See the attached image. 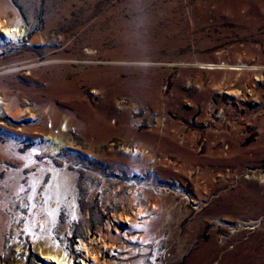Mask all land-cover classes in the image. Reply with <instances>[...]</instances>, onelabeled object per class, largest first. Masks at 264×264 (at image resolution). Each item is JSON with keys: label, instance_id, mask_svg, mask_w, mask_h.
<instances>
[{"label": "rangeland", "instance_id": "374dc122", "mask_svg": "<svg viewBox=\"0 0 264 264\" xmlns=\"http://www.w3.org/2000/svg\"><path fill=\"white\" fill-rule=\"evenodd\" d=\"M0 7L23 30L0 40V97L22 112L0 116V180L22 175L21 192L0 185V264H45L43 238L74 264H264V0ZM49 106L71 150L25 166ZM48 161L73 179L53 225L50 171L28 199Z\"/></svg>", "mask_w": 264, "mask_h": 264}, {"label": "bare ground", "instance_id": "6f19581e", "mask_svg": "<svg viewBox=\"0 0 264 264\" xmlns=\"http://www.w3.org/2000/svg\"><path fill=\"white\" fill-rule=\"evenodd\" d=\"M3 13H5V11L0 7V37H1L0 40L5 41L7 43L20 42L23 36L22 20L20 16L16 12H14L12 18L8 20L9 22H11V24H8L7 20L2 19L1 15ZM208 66H210V69H213L214 66H220V65H208ZM238 67L239 66H235V67L231 66L230 68L238 69ZM11 107H14L15 111L18 114L21 112L19 111L16 99L0 97V116L2 115L3 117H5L7 115H11V111H10ZM49 107L46 110L45 109L43 110L44 116L43 115L42 116H43V120H46V127L49 128L50 130L49 132L47 131L48 132L47 134L43 135L42 139L40 140L35 139L36 141L34 143L37 144L40 142L43 144L42 146L35 147L32 150H30V152H28V154L23 159L25 160V166H29V164L33 163V159H32L33 154L34 155L40 154L42 151L44 152L47 151L48 153H52L54 155L64 149L71 150L70 147L71 143L67 140V137L69 136L68 131L69 128L71 127L69 120L67 119L66 116H64L62 117L60 123L59 122L57 123L56 122L57 120L55 119L56 118L55 114L57 111L52 107L50 108ZM27 119L33 121L34 119L33 114L30 113ZM1 124L2 123H0V125ZM49 124L50 126L48 127ZM53 124L58 125V127L56 126L57 128H55ZM6 134L10 136L11 140L12 137H14V135L11 134L10 132H6ZM15 138L16 136L14 137V139ZM90 158H92V156ZM39 167L40 168L38 175H35L29 180L31 184V192L29 194L28 199H32V197L36 194L38 185L43 180L45 173L47 171H50L51 177L49 179V182L46 184L44 188L43 198L45 199L44 204H45L46 213L48 214L46 220L49 224L51 223L53 225L57 220L55 214L57 213L60 205L63 204L67 199V193L69 192L73 179H72V175L68 174L67 172L55 171L53 169V163L51 161H48L47 163H42L40 164ZM21 177L22 175L18 171H6L4 173V178L0 180V185L3 184L7 186L13 192L16 193L21 192L22 191ZM32 206L33 204L31 203V208ZM20 221H21L20 218L18 217L15 218L13 221V225L18 224ZM25 230L28 232V228H25ZM14 232L15 235L18 234V232H16L15 230ZM45 235L46 234H43L42 237H45ZM43 239L45 240V245L47 249L41 251L42 262H44L45 264H51L56 261L59 264H74L71 254L69 252H65L56 241L50 243L48 239L46 238ZM76 249L79 250L80 252L83 251V253H85L86 256L89 255L88 248L82 240L78 241V244L76 245ZM79 264H87V263L86 261L81 259L79 261Z\"/></svg>", "mask_w": 264, "mask_h": 264}]
</instances>
